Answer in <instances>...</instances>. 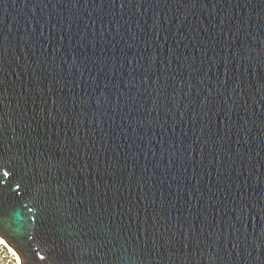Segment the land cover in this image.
I'll return each mask as SVG.
<instances>
[{"label": "water", "instance_id": "water-1", "mask_svg": "<svg viewBox=\"0 0 264 264\" xmlns=\"http://www.w3.org/2000/svg\"><path fill=\"white\" fill-rule=\"evenodd\" d=\"M0 237L264 264V0H0Z\"/></svg>", "mask_w": 264, "mask_h": 264}, {"label": "rangeland", "instance_id": "rangeland-1", "mask_svg": "<svg viewBox=\"0 0 264 264\" xmlns=\"http://www.w3.org/2000/svg\"><path fill=\"white\" fill-rule=\"evenodd\" d=\"M0 239H2L0 237ZM6 242V241H5ZM0 264H20L18 255L7 243L0 240Z\"/></svg>", "mask_w": 264, "mask_h": 264}, {"label": "bare ground", "instance_id": "bare-ground-1", "mask_svg": "<svg viewBox=\"0 0 264 264\" xmlns=\"http://www.w3.org/2000/svg\"><path fill=\"white\" fill-rule=\"evenodd\" d=\"M1 241H2V243L3 244H6L7 242H5V240L4 239H0ZM18 260H19V262H20V264H21V261H20V258H19V256H18Z\"/></svg>", "mask_w": 264, "mask_h": 264}]
</instances>
